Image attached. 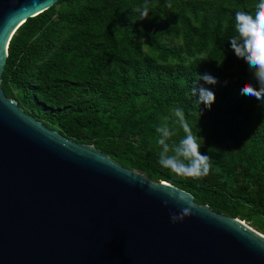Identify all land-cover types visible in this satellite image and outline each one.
I'll list each match as a JSON object with an SVG mask.
<instances>
[{
  "label": "trees",
  "instance_id": "trees-1",
  "mask_svg": "<svg viewBox=\"0 0 264 264\" xmlns=\"http://www.w3.org/2000/svg\"><path fill=\"white\" fill-rule=\"evenodd\" d=\"M256 2L147 0L149 17L133 23L132 8L145 0H59L17 28L1 87L9 97L13 83L29 112L57 123L77 142L96 139L99 150L128 169L144 171L151 181H167L218 212L236 215L232 203L246 204L251 216L264 215V101L241 94L244 82L259 84L230 42L236 11ZM59 3L64 5L56 10ZM203 73L219 81L205 84L216 94L211 109L190 98ZM177 107L200 133L215 137L217 130L229 131L239 151L232 158L218 138L210 173L198 183L119 154L104 136L116 132L145 140L157 133L166 111ZM229 162V173L217 170Z\"/></svg>",
  "mask_w": 264,
  "mask_h": 264
},
{
  "label": "water",
  "instance_id": "water-1",
  "mask_svg": "<svg viewBox=\"0 0 264 264\" xmlns=\"http://www.w3.org/2000/svg\"><path fill=\"white\" fill-rule=\"evenodd\" d=\"M58 1L0 0V264H264V236L238 218L45 126L4 94L11 37ZM184 207L192 215L172 223Z\"/></svg>",
  "mask_w": 264,
  "mask_h": 264
},
{
  "label": "clouds",
  "instance_id": "clouds-1",
  "mask_svg": "<svg viewBox=\"0 0 264 264\" xmlns=\"http://www.w3.org/2000/svg\"><path fill=\"white\" fill-rule=\"evenodd\" d=\"M168 7L171 8L172 4L169 3ZM150 11L151 8L147 0L142 5L134 6L131 17L133 23L147 19ZM235 31L236 35L230 38L231 46L237 57L247 63L250 72L259 84V88H257L251 81L244 82L241 94L254 96L258 100L264 101V0H257L248 10L236 11ZM197 81L191 87L190 98H195V104H203L211 109L216 101V94L213 90L205 87V84L215 85L219 81L209 73L199 74ZM200 81H203L204 84H201ZM172 116L175 118L172 125L169 123L172 117L162 116L161 122L156 126L157 143L160 146L159 165L179 176L193 179L206 177L211 170V156L202 154L201 137L193 132L182 108H175ZM174 125H178L184 133L178 142L174 139L177 135ZM167 188L173 189L168 193L171 199L179 203L187 202V198L181 191L178 192L170 185ZM164 204L167 206L168 200H165ZM189 215H192V208L184 207L179 213H171L170 219L172 223H176Z\"/></svg>",
  "mask_w": 264,
  "mask_h": 264
},
{
  "label": "rangeland",
  "instance_id": "rangeland-1",
  "mask_svg": "<svg viewBox=\"0 0 264 264\" xmlns=\"http://www.w3.org/2000/svg\"><path fill=\"white\" fill-rule=\"evenodd\" d=\"M63 5L64 4L59 3L55 6V9L58 10ZM140 39L142 40L141 37H140ZM144 49L146 50L147 48L144 47ZM9 85H10V92H11V96H9V97L16 100L17 105H19L26 113L31 114L35 119L40 120L45 126L52 128L54 130H57L61 134L66 136V134H64L60 130V127L57 125V123H53L51 120H49L46 117H39L37 114L34 115L31 112H29L30 109H29L28 105L24 102V100H22L21 95L19 93V90L14 87L13 83H9ZM172 112H173V110H170L169 112L167 110L166 114H165V116L172 117V119H170V121H169L170 125H172L173 120L175 119L172 116ZM64 118H66V116ZM98 122H99V124H101V126L103 128V126L106 123L105 114L98 116ZM174 126L177 129V135L174 137V139L178 142L179 139L183 137L184 133H183V130L180 129L178 125H174ZM192 129H193L194 133L199 134V136L201 137L200 141H201V145H202V147H201L202 154L210 156V152L215 150V147L217 144L216 140L218 138H222V139H224V142L220 145V148L224 149L226 151L227 150L226 147L227 148L229 147L230 152L232 153L231 157L234 158V157L238 156L239 151H235L236 150L235 138L233 137V135H230L231 133H229V131H225L222 129L217 130V132L214 133V134H216V136L214 137V135H212L208 132L200 133L199 131H196L194 126H192ZM104 136H106L107 139L110 140V142L113 146V150H115L116 152H119V154L121 153V154H124L128 157L138 159V160H140L141 164L142 163L146 164V167H149L151 169H153V168L161 169L163 172H167L170 176H172L174 178L183 179L185 181L192 179L198 183L199 179H193V178H189V177L176 175V174L172 173L169 169L162 168L159 165L158 153L160 151V146L157 143L158 133H155L154 135L149 136V138H146L145 140H143V138H140V137L123 138L122 136L117 135L116 132H110L108 134H105ZM66 137H68V136H66ZM68 138L74 140V138H71V137H68ZM87 139L89 140V143H84V144H90V145H93L94 147H96V145L94 143V141L96 139H93V138H87ZM99 139H102V138H99ZM104 139H106V138H104ZM74 141H76V140H74ZM80 143H82V142H80ZM231 168H232V165H231V162H229V163L222 164L221 166L217 167V170L229 173ZM134 171H136L138 173H142L146 177V174L144 171L137 170V169H134ZM231 185L233 186L232 183H231ZM219 192L224 193L222 191V189H220ZM198 204L208 205L210 207V205L208 203H198ZM232 207H233L234 211L237 212V214L235 213L236 215H232L230 213L225 214L222 212H218L216 210H214V211L221 213V214H224V215H227V216H232V217L241 219L242 221H245V223L248 226H250L252 229L256 230L257 232H259V233L264 232V215L261 214V215H257V216H251L249 214V212H251L250 207H248L246 204L234 205V204L230 203V208H232Z\"/></svg>",
  "mask_w": 264,
  "mask_h": 264
},
{
  "label": "bare ground",
  "instance_id": "bare-ground-1",
  "mask_svg": "<svg viewBox=\"0 0 264 264\" xmlns=\"http://www.w3.org/2000/svg\"><path fill=\"white\" fill-rule=\"evenodd\" d=\"M243 224H246L245 221H242L241 219H239Z\"/></svg>",
  "mask_w": 264,
  "mask_h": 264
},
{
  "label": "built area",
  "instance_id": "built-area-1",
  "mask_svg": "<svg viewBox=\"0 0 264 264\" xmlns=\"http://www.w3.org/2000/svg\"><path fill=\"white\" fill-rule=\"evenodd\" d=\"M260 234L264 236V232H260Z\"/></svg>",
  "mask_w": 264,
  "mask_h": 264
}]
</instances>
